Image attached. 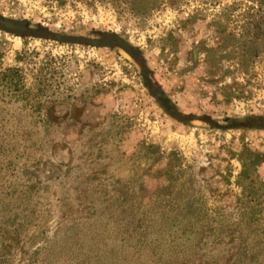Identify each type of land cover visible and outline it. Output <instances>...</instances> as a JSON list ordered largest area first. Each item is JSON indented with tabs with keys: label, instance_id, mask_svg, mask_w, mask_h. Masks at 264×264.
<instances>
[{
	"label": "rangeland",
	"instance_id": "obj_1",
	"mask_svg": "<svg viewBox=\"0 0 264 264\" xmlns=\"http://www.w3.org/2000/svg\"><path fill=\"white\" fill-rule=\"evenodd\" d=\"M0 264H264V0H0Z\"/></svg>",
	"mask_w": 264,
	"mask_h": 264
}]
</instances>
